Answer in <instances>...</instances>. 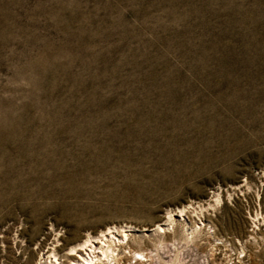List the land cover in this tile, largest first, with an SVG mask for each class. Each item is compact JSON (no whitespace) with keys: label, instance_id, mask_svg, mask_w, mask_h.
Returning a JSON list of instances; mask_svg holds the SVG:
<instances>
[{"label":"rangeland","instance_id":"374dc122","mask_svg":"<svg viewBox=\"0 0 264 264\" xmlns=\"http://www.w3.org/2000/svg\"><path fill=\"white\" fill-rule=\"evenodd\" d=\"M113 227L115 264H264V0H0V264Z\"/></svg>","mask_w":264,"mask_h":264},{"label":"bare ground","instance_id":"6f19581e","mask_svg":"<svg viewBox=\"0 0 264 264\" xmlns=\"http://www.w3.org/2000/svg\"><path fill=\"white\" fill-rule=\"evenodd\" d=\"M179 214H180V216H182L183 210H179ZM156 228L161 230L160 226H158ZM113 229H115V227H113L112 230H111V228H108L107 234H102L101 237H98V242H94V241L87 239V240H84L83 243L79 244L78 248H71V252L69 253V255H72V254L76 255L77 254L75 261H73L71 264H105V262H104L105 260L106 261L110 260V262L113 261V264L119 263L120 260L116 259V257H115L117 254H114V251L116 250L115 247H119V246L123 247V243H124L123 241H125V240L124 239L122 240V238H120V239L115 238V235L113 233ZM123 236H124V238L126 237V235H124V234H123ZM139 256H142V255L139 254Z\"/></svg>","mask_w":264,"mask_h":264}]
</instances>
